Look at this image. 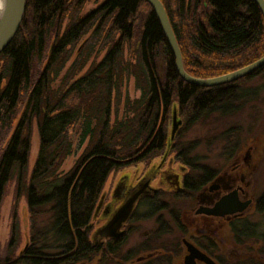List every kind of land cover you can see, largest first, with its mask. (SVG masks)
Returning <instances> with one entry per match:
<instances>
[{"label":"trees","instance_id":"16d2710c","mask_svg":"<svg viewBox=\"0 0 264 264\" xmlns=\"http://www.w3.org/2000/svg\"><path fill=\"white\" fill-rule=\"evenodd\" d=\"M92 1L26 0L21 27L0 55V206L16 181L31 222L19 257L15 222L0 264H92L116 255L117 246L97 249L91 240L110 174L162 156L175 112L189 128L211 115L236 113L260 91L240 85L264 67L222 86L187 83L147 1L97 0L101 5L82 16ZM161 2L192 76H221L264 56V17L254 0ZM132 78L141 93L133 101L127 94ZM34 123L39 150L29 174ZM78 127L79 147L87 144L64 174ZM228 134L233 149L237 132Z\"/></svg>","mask_w":264,"mask_h":264},{"label":"flooded vegetation","instance_id":"af4514ba","mask_svg":"<svg viewBox=\"0 0 264 264\" xmlns=\"http://www.w3.org/2000/svg\"><path fill=\"white\" fill-rule=\"evenodd\" d=\"M175 113L178 119L179 114ZM179 120L175 133L183 126L182 120ZM167 147L168 142L164 154L160 157V162L157 161L159 158L144 161L150 166L141 178L130 180L128 176V179L121 180L115 187V189L117 187L122 188L119 196L115 194L114 189L108 204L100 206L99 203L96 211L101 216L98 219L100 224L97 229L113 216L141 182H149L148 193L143 195L137 202L132 216L123 227L124 235H128L130 231L129 225L135 219L136 211L139 207L145 205L148 210L146 217L149 219L148 217L157 211L168 209V206L161 199L169 194L174 198L185 195L187 199L193 200L196 206L190 211L191 217L189 216L187 223L183 222L178 213L176 215L173 213L174 223L178 230L181 231L183 237L163 241L159 236V232L147 233L139 244L132 248H127L124 254L123 246L126 242V237L124 238V236L117 239H101L97 241L95 247L109 251L117 246V254L109 255L115 264H187L192 248H194L195 254H203L215 264H245L246 262L248 264L250 262H253V264H264L263 246L260 247L258 245L253 250L246 248L247 241L255 238V235L250 237L249 232L252 234H255V232L253 228L247 227L246 229L247 225L244 222L249 212H261L260 209L264 206V194L256 196L249 179L253 174L252 171H249V164H251V161L253 163H255L254 161L257 162L258 158L256 155L261 154L263 145H251L248 147L247 157L243 158L244 163L249 166L246 168L247 171L240 163L242 153L239 152L236 157H231L232 160L230 162L232 163L225 170L223 169L220 172L208 167L201 169L196 167L199 172L195 175L191 170L193 169V166L190 165L191 162H186L184 158H181L182 152L176 151V146H174L173 153H177L176 158L170 157V153H166ZM237 147L238 144L233 149L228 148V150L231 154L236 153ZM229 167L231 168L229 169ZM223 198H229V200L239 204L246 202L249 204L243 212L223 217L199 212L204 208H214ZM218 222L222 226L220 228L213 227L214 223ZM92 232L94 233L95 230ZM194 263L207 264L198 257H195Z\"/></svg>","mask_w":264,"mask_h":264},{"label":"rangeland","instance_id":"374dc122","mask_svg":"<svg viewBox=\"0 0 264 264\" xmlns=\"http://www.w3.org/2000/svg\"><path fill=\"white\" fill-rule=\"evenodd\" d=\"M101 5V1L93 0L88 3L81 15L86 16L91 11L95 10ZM67 23V22H66ZM65 27V25H64ZM104 53L101 54V57ZM75 56L67 64L65 71L73 63ZM263 57V56H262ZM261 57V58H262ZM257 61V60H256ZM62 73V75L65 73ZM62 77V76H61ZM59 86V81L53 84L54 88ZM241 89H258L260 90L258 95L251 99L248 103L244 104V108L237 111L231 115H211L207 120L200 121L189 128H184V125L177 130L176 133L173 132L175 122L180 121V117L171 120L170 134L167 152L170 153V157H175L177 153H173L174 146H176V151H180L181 158H184L186 162L190 161V165L193 166L191 169L193 174H198L199 169L203 167H208L209 169H214L218 171L225 170L232 162H230L231 157H236V154L241 152L240 163L242 167H245L247 171L248 164L244 163L243 158L247 157V149L251 145H263L261 154L256 155L258 158L257 162L251 161L250 170L252 171V176L249 178L252 184V190L255 192L256 196L264 194V73L260 76L252 79L249 82L242 83L240 85ZM127 94L129 98L133 101L140 98V91L136 90L134 85V79L132 78L127 86ZM241 105V104H240ZM120 119L123 117V108H121ZM237 132V139L239 141L236 153H230L228 148L229 142L227 138L229 137L228 131L231 130ZM172 133V134H171ZM235 134V133H234ZM79 135L80 127L71 134V139L74 145V154L69 157L64 163L61 172L67 173L77 162L78 158L83 153L86 144L79 147ZM227 137V138H226ZM39 150V133L37 124L32 125V137H31V148L28 158V173L30 174ZM229 153L227 154V152ZM161 157V156H160ZM158 157L157 161L160 162L161 158ZM150 165L145 162H141L135 166L124 168L118 172H112L106 182L104 187L102 197L100 200V206L106 205L110 202L112 193L116 185L123 179L133 180V178H141L144 173L148 170ZM199 169H197V168ZM231 167H229L230 169ZM248 179V180H249ZM166 206L167 210H160L148 217L147 219V209L145 205L139 207L136 211L135 219L130 223V231L126 237V242L123 246V254L127 248H132L136 244L146 237L147 233L153 234L158 233L161 239L168 240L174 238H181L183 235L181 231L178 230L176 224L174 223L173 213L178 215L183 219V222L187 223L189 220L190 211L195 208V203L190 198H177L172 195L164 196L161 199ZM101 216V215H100ZM98 212L94 216L93 229L98 227L99 219ZM160 217V218H159ZM188 217V218H187ZM191 217V216H190ZM15 222L19 225V242L16 251V257H19L21 252L25 249L26 244L29 240L30 234V216L28 214L27 200L25 196H18L16 181L10 182L7 185V189L0 206V256L4 257L8 254V247L12 239L13 226ZM246 227L253 228L255 234L249 232L250 237L255 235V238L247 241L246 248L252 249L255 247H264V211H251L246 217L245 221ZM162 224V225H161ZM221 223H214L213 227L220 228ZM161 227H163L161 229ZM94 229V230H96ZM215 229V228H214ZM93 230V231H94ZM253 232V233H254ZM93 232L91 234V239ZM93 241V240H92ZM162 241V242H163ZM100 257H97L92 264H115L114 260L110 256L106 260L100 262ZM102 260V259H101ZM247 263V262H246ZM245 263V264H246ZM248 264V263H247Z\"/></svg>","mask_w":264,"mask_h":264},{"label":"water","instance_id":"95a60500","mask_svg":"<svg viewBox=\"0 0 264 264\" xmlns=\"http://www.w3.org/2000/svg\"><path fill=\"white\" fill-rule=\"evenodd\" d=\"M153 8L154 14L161 26V29L165 35L166 41L172 51L175 59V66L180 77L187 83L201 88H212L222 86L230 83L237 82L243 78H246L256 71L264 67V56L257 61L241 68L236 71L217 76L212 78H199L189 74L184 68L183 57L180 46L176 39L175 33L171 26L166 9L161 0H145ZM261 10L264 17V0H254ZM26 12V0H0V55L7 48V46L14 39L18 33L23 18ZM174 122L177 119V114L173 115ZM179 122H175L173 128V134L178 127ZM149 182H141L137 189L132 192L121 206L116 210L113 216L101 227H99L93 233L92 240L94 245L101 239L121 238L124 236V225L128 222L132 213L136 207L140 198L148 193ZM122 188L117 187L115 194L119 196ZM103 198V197H102ZM249 203L239 204L229 198H223L214 208L201 209L199 212H204L214 216H226L233 215L239 212H243ZM97 212V211H96ZM28 244V242H27ZM26 244V246H27ZM194 248L191 250V255L187 259V264H195L194 259L198 257L200 260L205 261L207 264H215L211 259L203 254H195Z\"/></svg>","mask_w":264,"mask_h":264}]
</instances>
